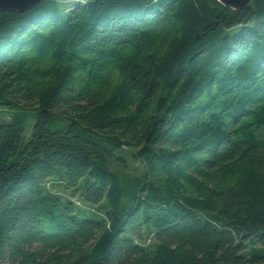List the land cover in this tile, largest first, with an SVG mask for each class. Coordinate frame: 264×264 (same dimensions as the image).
<instances>
[{"label": "trees", "instance_id": "1", "mask_svg": "<svg viewBox=\"0 0 264 264\" xmlns=\"http://www.w3.org/2000/svg\"><path fill=\"white\" fill-rule=\"evenodd\" d=\"M0 264H264V0L0 10Z\"/></svg>", "mask_w": 264, "mask_h": 264}, {"label": "rangeland", "instance_id": "2", "mask_svg": "<svg viewBox=\"0 0 264 264\" xmlns=\"http://www.w3.org/2000/svg\"><path fill=\"white\" fill-rule=\"evenodd\" d=\"M239 30H240L239 27H236V29H234V30L231 31V34H234V33L238 32ZM30 114H32V113H30ZM34 120L35 119H34L33 116H28V119L26 121V128H25L26 131L23 134L22 140H21L22 143L26 140L27 134L30 132V127H32V124H33V121ZM56 126H59V124H58L57 121H54V123H49L47 125L46 129H48V130H54V128ZM131 153L132 152L130 150L129 151L124 150V152H123V156L125 157V160H126V161H124V163L127 166V168H123L122 169L121 167L116 166V165H113L112 168L114 170H117V171L118 170H122L123 173H127L126 175H129V176L130 175H134L135 177H141L142 176L141 174L144 171V165L143 164H140V163L134 162V160L132 159ZM63 172H64V169L62 167L58 166L57 167V173H59L60 176H61L63 174ZM128 178H130V177H128ZM132 180L133 179H131V180L128 179L127 180V183H131ZM82 184H83V178H81V180L78 182L79 190L76 192V196L79 197V198H82V193H83V190H81ZM62 192H64V191H62ZM83 217H87L89 219H95L96 218V215L89 214V215H87V216L85 215Z\"/></svg>", "mask_w": 264, "mask_h": 264}, {"label": "water", "instance_id": "3", "mask_svg": "<svg viewBox=\"0 0 264 264\" xmlns=\"http://www.w3.org/2000/svg\"><path fill=\"white\" fill-rule=\"evenodd\" d=\"M40 0H0V10L22 13L25 9L31 8ZM220 5L227 6L230 10L244 8L250 0H216Z\"/></svg>", "mask_w": 264, "mask_h": 264}]
</instances>
